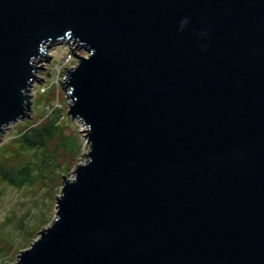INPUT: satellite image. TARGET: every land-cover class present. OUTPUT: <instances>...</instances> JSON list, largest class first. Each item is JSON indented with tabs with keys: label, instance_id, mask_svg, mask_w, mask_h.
<instances>
[{
	"label": "water",
	"instance_id": "obj_1",
	"mask_svg": "<svg viewBox=\"0 0 264 264\" xmlns=\"http://www.w3.org/2000/svg\"><path fill=\"white\" fill-rule=\"evenodd\" d=\"M70 42L86 159L8 264H264V0H0V137Z\"/></svg>",
	"mask_w": 264,
	"mask_h": 264
},
{
	"label": "rangeland",
	"instance_id": "obj_2",
	"mask_svg": "<svg viewBox=\"0 0 264 264\" xmlns=\"http://www.w3.org/2000/svg\"><path fill=\"white\" fill-rule=\"evenodd\" d=\"M46 51L52 57L39 60L37 65L45 68L35 72L43 79L34 80L30 87L31 116L6 126L0 137V166L15 169L29 162L34 167L31 182L21 187L0 177V264L15 262L20 250L28 247L39 230L50 223L63 176L71 177L72 170L86 152L85 132L67 112L69 98L65 87L68 86L62 84L67 69L77 62V53L71 43H51ZM76 51L79 55H87L82 48ZM57 109L61 112L59 133L47 141L45 152L49 157L40 173L35 169L42 157L39 151L19 147L14 138L28 125L42 124L45 117ZM61 138L68 144L66 149L60 145Z\"/></svg>",
	"mask_w": 264,
	"mask_h": 264
},
{
	"label": "trees",
	"instance_id": "obj_3",
	"mask_svg": "<svg viewBox=\"0 0 264 264\" xmlns=\"http://www.w3.org/2000/svg\"><path fill=\"white\" fill-rule=\"evenodd\" d=\"M60 115L61 112L58 109L53 110L45 117L42 124L28 125L25 130H21L14 138L15 143H18L19 147L39 151L42 157L36 164L35 169L40 171V173L43 172L42 168L48 159L47 157H49L47 152H45L47 141L59 133L58 119ZM64 139L61 138L60 145L66 149L68 144L64 142ZM50 156L53 158L52 155ZM33 171L34 167L29 162L22 163L19 168L15 169L0 166V177L9 184L21 187L24 183L31 182L34 176Z\"/></svg>",
	"mask_w": 264,
	"mask_h": 264
},
{
	"label": "bare ground",
	"instance_id": "obj_4",
	"mask_svg": "<svg viewBox=\"0 0 264 264\" xmlns=\"http://www.w3.org/2000/svg\"><path fill=\"white\" fill-rule=\"evenodd\" d=\"M70 43H71V42H70ZM34 59H38V61H39V60H42L43 58L36 57V58H34ZM38 61H37V62H38ZM34 64H35V61H34ZM37 64H38V63H37ZM32 84H33V83H32ZM79 122H80V121H79ZM80 125L82 126L83 131H84V130H85V127L83 126V124H82L81 122H80ZM87 149H88V145L86 144V149H85V150L87 151ZM85 159H86V158L83 156L82 162H84Z\"/></svg>",
	"mask_w": 264,
	"mask_h": 264
}]
</instances>
